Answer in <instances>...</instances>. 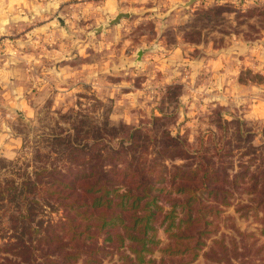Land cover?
<instances>
[{
  "label": "rangeland",
  "instance_id": "1",
  "mask_svg": "<svg viewBox=\"0 0 264 264\" xmlns=\"http://www.w3.org/2000/svg\"><path fill=\"white\" fill-rule=\"evenodd\" d=\"M174 48L183 59L163 73ZM141 153L155 164L144 180L160 181L142 259L128 217L86 264H264V0H0V264H62L81 243L70 230L101 221L68 225L73 186L48 177L88 159L129 183L115 165ZM205 165V223L191 227L174 185H200Z\"/></svg>",
  "mask_w": 264,
  "mask_h": 264
},
{
  "label": "trees",
  "instance_id": "2",
  "mask_svg": "<svg viewBox=\"0 0 264 264\" xmlns=\"http://www.w3.org/2000/svg\"><path fill=\"white\" fill-rule=\"evenodd\" d=\"M136 158L137 157H134L127 161L123 168L115 165V170L117 171H121L124 174L130 173L131 175L139 176V180L131 179L129 183H124L122 181L120 184L111 183L113 180H109L104 177L106 173L100 170V166L95 165L92 160L88 159V165L86 167L84 165L80 166V168L73 173L71 172L72 170L70 167H68V170L65 172H61L60 170L58 171L55 168L50 170V172L58 171V174L51 175L48 178L53 181H58V183L62 185L73 186L75 195L74 198L70 201H63L62 203L64 208L68 211V214L65 216L68 225L74 226L73 222L76 220V215L83 218L99 215L101 220L95 224V231L88 228V225H85V229L83 231H76V228L70 230L72 231L71 238L75 242L79 238L81 243L80 245H72V247L77 246L75 251H72V248L65 249L66 244L64 248H61L62 250L64 249L60 259L62 264L68 262V257H72L75 254L77 256L78 252L86 253L87 257L84 259L85 264L94 260L96 252L95 244L97 242L96 234L99 233L105 225L108 224L112 226L116 221L123 223L125 218L128 217L131 218L129 222L131 225H123L125 226L124 233L129 239H136L140 242V249H136L132 246H129V248L132 251H137L139 253L138 259H142V254H140V252L145 249L144 243L148 240L146 236L147 229L149 228L148 222L155 215V209H160V206L156 203V195L151 193L152 191L160 189L155 185L160 181L144 180L146 175L142 165L147 162V157L146 155L143 156L141 153V156H138L137 159ZM134 162L135 165L132 167L130 164ZM145 166H149V169H151L155 166V164L146 163ZM180 167L181 166H173L174 169H180ZM205 167L206 168L201 175L200 185L197 184L190 187L184 186L183 183L174 185L178 191L183 190L188 193L186 197L177 202L181 207L180 212L184 215L182 220L188 223L191 227L196 221H201V213L206 207V205L199 200L197 195L194 193L196 188L199 186H207L205 178L209 175L211 167H208L207 165H205ZM197 170L195 168H189L188 172L193 174L194 171ZM35 187L37 188L38 185ZM194 199H196V201ZM224 202L226 204V201ZM173 211L175 210L172 206L168 212L169 217H171ZM201 222L202 224L205 223L203 220ZM139 224H142V226L139 227ZM136 227H138V229ZM205 231V229H198L196 233H191L188 237H195V241H197L199 236ZM118 236L120 240H123V236L120 235V233H118ZM86 240H89L88 244H86ZM191 248L193 249V247ZM26 251L29 252V249ZM195 255L197 254L193 253L192 258L188 259V261L193 260ZM74 263L75 258L72 259L70 264Z\"/></svg>",
  "mask_w": 264,
  "mask_h": 264
},
{
  "label": "crops",
  "instance_id": "3",
  "mask_svg": "<svg viewBox=\"0 0 264 264\" xmlns=\"http://www.w3.org/2000/svg\"><path fill=\"white\" fill-rule=\"evenodd\" d=\"M255 54V53H252ZM147 56H144V60ZM181 59H183V52L181 48H174L170 51L165 60H160L157 64V69H161L163 73L170 74L174 71V65L176 63H180ZM2 75V73H1Z\"/></svg>",
  "mask_w": 264,
  "mask_h": 264
},
{
  "label": "water",
  "instance_id": "4",
  "mask_svg": "<svg viewBox=\"0 0 264 264\" xmlns=\"http://www.w3.org/2000/svg\"><path fill=\"white\" fill-rule=\"evenodd\" d=\"M126 16H128V13H122V12H119V13H117V14L115 15V17H114L113 19H111V20L109 21V23H110V24L117 23L121 17H126ZM99 28H100V27H99ZM99 28H98V29H99ZM138 55H140V53H138Z\"/></svg>",
  "mask_w": 264,
  "mask_h": 264
}]
</instances>
